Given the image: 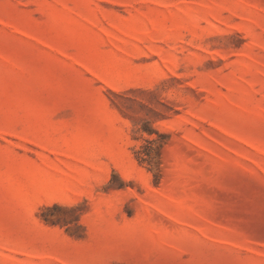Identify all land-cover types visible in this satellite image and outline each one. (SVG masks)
I'll use <instances>...</instances> for the list:
<instances>
[{
  "label": "rangeland",
  "instance_id": "obj_1",
  "mask_svg": "<svg viewBox=\"0 0 264 264\" xmlns=\"http://www.w3.org/2000/svg\"><path fill=\"white\" fill-rule=\"evenodd\" d=\"M0 264H264V0H0Z\"/></svg>",
  "mask_w": 264,
  "mask_h": 264
},
{
  "label": "trees",
  "instance_id": "obj_2",
  "mask_svg": "<svg viewBox=\"0 0 264 264\" xmlns=\"http://www.w3.org/2000/svg\"><path fill=\"white\" fill-rule=\"evenodd\" d=\"M153 141H154L153 139L147 140L146 143L142 145L141 149H138L135 151L136 159L140 163L142 162L150 163L151 162V151L153 149V146H152Z\"/></svg>",
  "mask_w": 264,
  "mask_h": 264
}]
</instances>
